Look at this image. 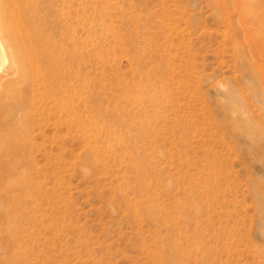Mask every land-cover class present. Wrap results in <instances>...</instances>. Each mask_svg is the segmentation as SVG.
Segmentation results:
<instances>
[{
    "label": "rangeland",
    "instance_id": "1",
    "mask_svg": "<svg viewBox=\"0 0 264 264\" xmlns=\"http://www.w3.org/2000/svg\"><path fill=\"white\" fill-rule=\"evenodd\" d=\"M0 16V264H264V0Z\"/></svg>",
    "mask_w": 264,
    "mask_h": 264
},
{
    "label": "bare ground",
    "instance_id": "2",
    "mask_svg": "<svg viewBox=\"0 0 264 264\" xmlns=\"http://www.w3.org/2000/svg\"><path fill=\"white\" fill-rule=\"evenodd\" d=\"M1 17V16H0ZM15 19V18H14ZM1 20V19H0ZM23 24V23H22ZM1 25V24H0ZM2 26V25H1ZM0 26V27H1ZM2 28V27H1ZM24 28V27H23ZM1 30V32H2V30H3V28L2 29H0ZM26 30V29H25ZM4 31V30H3ZM5 32V31H4ZM17 32V31H16ZM3 33V32H2ZM2 33H0V34H2ZM35 33V32H34ZM4 34V33H3ZM8 36L7 35H5V37H0L1 39H0V57H5L6 56V50H5V48H7V51H9V52H11L12 53V51H15L16 49H17V47L16 46H18V47H24L25 49H28L29 50V52L30 51H32V50H30V49H32L33 47H32V44L30 45V44H28L27 42H23V43H21V46H20V44H18V43H14L12 40V38H7ZM29 38V37H28ZM31 41V40H30ZM31 43V42H30ZM36 50V49H35ZM28 52V53H29ZM37 52V51H36ZM35 52V53H36ZM40 52V51H39ZM30 53H32V52H30ZM33 53H34V50H33ZM14 54V53H13ZM40 54V53H39ZM34 55V54H33ZM15 58H16V56L15 55H13ZM39 56V58H40V60L42 59V57L44 58V57H48V53L46 52L45 54H44V52H41V54L40 55H38ZM13 57V58H14ZM30 57V56H29ZM32 57V56H31ZM12 58V59H13ZM14 58V59H15ZM35 59L36 58H34V61H35ZM39 59H38V61H39V63L41 62ZM15 61H16V59H15ZM14 62V61H13ZM30 62H31V60H30ZM16 63V62H15ZM31 63H33V62H31ZM35 64V63H34ZM33 64V65H34ZM38 64V63H37ZM1 65V64H0ZM32 65V66H33ZM15 67H17V69L19 68L18 67V65H17V63H16V66ZM34 67V66H33ZM35 68V67H34ZM3 70V69H2ZM35 71V70H34ZM16 72H19V70L18 71H16ZM33 73V72H32ZM15 75L16 73H14V72H10V73H1L0 74V89L2 88L1 86L2 85H4L5 83H7L8 81L10 82L12 79H14L13 77H15V76H12V75ZM34 74H35V72H34ZM17 75L18 74H16V77H17ZM15 77V78H16ZM23 77V76H22ZM33 77H34V75H33ZM22 80V79H21ZM34 81H35V79H34ZM41 82H43V80H41ZM40 82V83H41ZM16 83V82H15ZM34 84H36V83H34ZM38 87V86H37ZM40 88V87H39ZM38 88V89H39ZM37 89V90H38ZM41 89V88H40ZM21 91V90H20ZM22 93V92H21ZM38 95V94H37ZM34 96V95H33ZM1 97V96H0ZM34 99H35V97H34ZM33 99V100H34ZM0 105H1V103H0ZM33 107H34V105H33ZM62 107H63V109L64 110H73L74 109V106L73 105H71L70 107H68V106H63L62 105ZM60 113H63V112H60ZM67 120H65L63 117H62V114H60V117H59V124H60V122H66ZM71 124H73V122H71ZM70 123H69V125H71ZM56 125H58L57 123H56ZM1 136V135H0ZM24 137V136H23ZM175 249L176 250H172V249H170V248H167L166 249V251H167V253L169 254V260H168V262L167 263H165V264H178V260H179V257H180V255H181V253H183L184 252V250H182L181 248H178V247H175Z\"/></svg>",
    "mask_w": 264,
    "mask_h": 264
}]
</instances>
